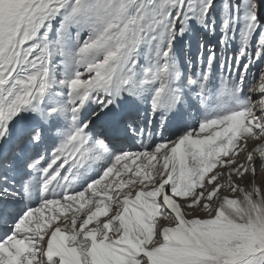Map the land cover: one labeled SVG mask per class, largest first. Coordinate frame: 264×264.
<instances>
[{"label":"snow or ice","instance_id":"1","mask_svg":"<svg viewBox=\"0 0 264 264\" xmlns=\"http://www.w3.org/2000/svg\"><path fill=\"white\" fill-rule=\"evenodd\" d=\"M0 264H264V0H0Z\"/></svg>","mask_w":264,"mask_h":264}]
</instances>
